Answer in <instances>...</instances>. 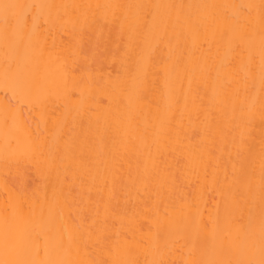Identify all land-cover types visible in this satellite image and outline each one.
<instances>
[{
    "label": "bare ground",
    "instance_id": "1",
    "mask_svg": "<svg viewBox=\"0 0 264 264\" xmlns=\"http://www.w3.org/2000/svg\"><path fill=\"white\" fill-rule=\"evenodd\" d=\"M2 4L24 7L0 10V260L260 264L262 0Z\"/></svg>",
    "mask_w": 264,
    "mask_h": 264
},
{
    "label": "rangeland",
    "instance_id": "2",
    "mask_svg": "<svg viewBox=\"0 0 264 264\" xmlns=\"http://www.w3.org/2000/svg\"><path fill=\"white\" fill-rule=\"evenodd\" d=\"M110 31H112V30L110 29ZM114 31H115V30H114ZM114 31H113V32H114ZM88 32H90V31H86L85 34L88 35ZM91 32H92V31H91ZM104 32H107V33H108V28H107V31H106V29H105ZM104 32H103V33H104ZM113 32H112V33H109V34H113ZM94 33H95V32H93L92 35H94ZM85 34H84V36L86 37L87 35H85ZM95 34H96V33H95ZM103 35L105 36V34H103ZM103 35H102V36H103ZM106 35H107V37H106V36H105V37L103 36V38H101V35H99V34L90 37L91 35H90V33H89V36H87V38H85V41L83 40V41L86 43L85 46L82 45V48H83V46H84V49H82V48L80 47V52H82L84 56H85V55H87V56L89 55V56H90V57L88 56L89 61L92 60L93 64L95 63L94 65H96V62L98 63L99 61H101L103 64H102L101 62H99L98 64H99V65H102L103 68H104V67H108V65L111 66V64H107L106 62H108V60H110V59H108L109 55L115 53V51H113V50H115L113 47L115 46V44H116V42H117V41H114V39L116 38L115 35H113V37L115 36L114 39H112L113 37H112V38H109V35H108V34H106ZM97 36H98V37H97ZM99 36H100V38H99ZM111 36H112V35H110V37H111ZM88 37H89V39H88ZM95 37H97L98 40H97ZM93 38H94V39H93ZM86 39H87V40H86ZM91 39H93V40H91ZM101 39H103V40H101ZM109 39H110V40H109ZM116 40H117V39H116ZM86 41H88V42H86ZM90 41H91V43H90ZM92 41H93V42H92ZM102 42H103V43H102ZM105 42H106V43H105ZM108 42H109V43H108ZM82 43H83V42H82ZM110 44H111V45H110ZM109 45L112 46V47H110ZM116 46H117V44H116ZM108 47H110V48H108ZM112 48H113V49H112ZM115 48H116V47H115ZM81 49H82V50H81ZM84 50H85L86 53H87V52H89V53L86 54L85 52H83ZM91 52H92V56H93V54H94L93 52H95L96 55L94 54L95 56L92 57V56H91ZM111 52H112V53H111ZM82 53H81V54H82ZM84 53H85V54H84ZM83 55H81V56H82L81 59H84ZM96 56H97V57H96ZM95 57L98 58V59H96ZM110 57H111V55H110ZM110 57H109V58H110ZM85 58H86V56H85ZM91 58H92V59H91ZM94 58H95V59H94ZM99 59H100V60H99ZM106 59H108V60H106ZM98 60H99V61H98ZM104 60H106V62H105ZM94 61H95V62H94ZM103 61H104V62H103ZM81 62L83 63L84 60H83V61H80V62H79L80 64L78 63L79 66H81V64H82ZM85 62H86V61H85ZM85 62H84V64H85ZM100 63H101V64H100ZM108 63H110V62H108ZM84 64L82 65V67H85ZM89 64H92V63H91V62H88V65H89ZM93 64H92V65H93ZM98 64H97V65H98ZM104 64H105V65H104ZM88 65H86V66H88ZM92 65H91V66H92ZM91 66H89V67H91ZM102 66H101V67H102ZM94 67H95V66H94ZM97 67H99V66H97ZM24 168H25V167H24ZM24 168H23V169H24ZM23 169H22V170H23ZM25 169H26V168H25ZM26 171H27V172H26ZM26 171H25V174H26V173H27V174L24 175V177H25V178L23 177L24 180L21 179V178H22V177H21L22 175L20 176V174H17V175H16L15 173H13V174L10 175L11 181H14L13 183H15V182L20 183L22 180H23L24 182L27 181V185H29V187L27 186L26 188H27V189H28V188L33 189V188H32V185H35V182H36V183H37V182L40 183L41 180L38 178V175L36 174V172L34 173V170H31V168H29V169L26 170ZM22 172H24V171H22ZM14 174H15L18 178L20 177L19 179H21V180H19V179L16 178L15 176H14V177H15V178H14V177H13ZM22 174H23V173H22ZM35 174H36V175H35ZM18 175H19V176H18ZM26 177H27V178H26ZM12 178H13V179H12ZM37 178H38V181H37ZM14 179H15V180H14ZM16 179H18V181H16ZM25 179H26V181H25ZM24 182L20 183L19 185H21V184L23 185ZM17 183H15V184H17ZM37 184H38V183H37ZM38 185H39V184H38ZM30 186H31V187H30ZM23 187H24V186H23ZM34 187H36V185H35Z\"/></svg>",
    "mask_w": 264,
    "mask_h": 264
},
{
    "label": "snow or ice",
    "instance_id": "3",
    "mask_svg": "<svg viewBox=\"0 0 264 264\" xmlns=\"http://www.w3.org/2000/svg\"><path fill=\"white\" fill-rule=\"evenodd\" d=\"M262 7H264V0H262ZM24 7L23 5L20 4H2L0 5V10H2V19L3 23L5 26V31H7L9 28L12 27V22L13 20L16 19V9H20ZM251 7V6H247ZM262 23H264V15H262ZM5 87H10L11 90L16 92L17 87H20L19 85H9L8 83V78L6 76L5 78ZM261 237H262V249H264V221H262V226H261ZM4 245L6 250L12 249L15 247V242L13 238L9 235L6 234L4 238ZM0 264H41L39 261L35 260H26V259H14V260H0ZM53 264H56V262H53ZM207 264H218V262L214 261H209ZM227 264H251V262H244V261H229ZM260 264H264V259L261 260Z\"/></svg>",
    "mask_w": 264,
    "mask_h": 264
}]
</instances>
